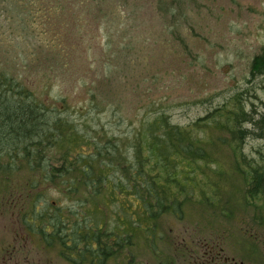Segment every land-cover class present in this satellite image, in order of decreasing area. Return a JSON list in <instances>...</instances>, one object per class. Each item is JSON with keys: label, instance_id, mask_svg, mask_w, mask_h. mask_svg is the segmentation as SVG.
Instances as JSON below:
<instances>
[{"label": "rangeland", "instance_id": "1", "mask_svg": "<svg viewBox=\"0 0 264 264\" xmlns=\"http://www.w3.org/2000/svg\"><path fill=\"white\" fill-rule=\"evenodd\" d=\"M7 1L0 0V70L19 72L23 81L30 78L37 97L45 96L50 109L59 105L62 114H57L79 130L85 120L76 108L89 105L92 84H112L119 112H92L90 121L95 119L92 125L99 124L121 144L129 138L126 153L152 108V113L165 111L181 127L220 106L241 114L242 104L251 114L248 123L241 117V130L247 131L242 139L232 146H215L219 154L209 173L222 168L224 180L217 182L219 191L208 188L207 196L216 207L197 200L194 207L185 208L182 220L166 215L156 244L140 240L131 252L108 264H177L179 244L197 236L221 240L235 253L248 252L251 245L264 250L258 243L264 236V123L259 124L264 119V72H251L252 64L264 60V0H106L102 14L86 11L92 0H13L31 13L9 12ZM51 56L59 59L53 71L46 69ZM30 62L32 70H24ZM53 97L68 98L69 108ZM19 165L10 183L0 172V190H7L0 193V248L10 245L13 235L27 236L17 221L33 216L20 212L21 205L12 212L4 200L29 176L27 165ZM69 204L57 191L48 190L39 208H75ZM28 245V263L69 264L58 245L47 253Z\"/></svg>", "mask_w": 264, "mask_h": 264}, {"label": "trees", "instance_id": "2", "mask_svg": "<svg viewBox=\"0 0 264 264\" xmlns=\"http://www.w3.org/2000/svg\"><path fill=\"white\" fill-rule=\"evenodd\" d=\"M104 1L92 0L86 11L102 14ZM7 3L9 12L31 13L13 0ZM50 58L46 69L53 71L59 59ZM30 64L24 70L31 71ZM251 70L253 75L263 73L264 60L252 64ZM20 78L19 72L0 70V172L10 183L20 163L27 165L29 176L19 187L9 184L13 190L4 200L12 212L17 205L22 206L20 212H31V219L20 220L26 234L42 237L49 250L58 245L61 257L70 264H105L132 251L140 240L156 244L162 238L157 232L161 220L168 214L182 220L185 208L194 207L197 200L215 208L207 189L219 191L217 182L224 180L222 168L209 173L219 154L216 148L232 146L247 134L241 130V117L251 122L242 104L238 105L241 114L220 106L189 127L173 124L165 111L152 113V108L126 153L129 138L121 144L99 124L92 125L95 119L90 121L92 112L96 116L119 112L121 103L115 89H110L112 84H92L89 105L76 108L85 120L79 130L75 122L58 115L62 114L59 105L50 109L45 96L37 97L30 78L28 82ZM53 99L69 108L68 98ZM17 188H22L20 193L14 192ZM48 190L57 191L75 208L40 209Z\"/></svg>", "mask_w": 264, "mask_h": 264}, {"label": "flooded vegetation", "instance_id": "3", "mask_svg": "<svg viewBox=\"0 0 264 264\" xmlns=\"http://www.w3.org/2000/svg\"><path fill=\"white\" fill-rule=\"evenodd\" d=\"M17 222L22 227V221ZM23 231L27 232L24 228ZM15 232L19 233L18 231ZM28 243L35 244L38 251L49 252L42 237L17 234L12 236L10 245L0 248V264H31L28 261H30L32 248ZM258 243L264 246V236ZM179 248L180 257L177 264H264V250L261 248L263 251L258 252L257 247L252 245L249 247L250 250L248 252L235 253V251L228 250L221 240L197 236L183 240L179 244ZM105 264H108V262ZM163 264L167 263L163 262ZM171 264L175 263L172 262Z\"/></svg>", "mask_w": 264, "mask_h": 264}]
</instances>
